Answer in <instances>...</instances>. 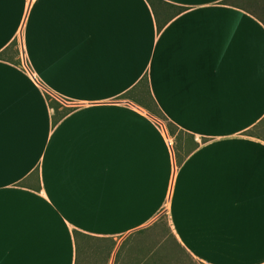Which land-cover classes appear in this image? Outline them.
<instances>
[{"label":"crops","instance_id":"1","mask_svg":"<svg viewBox=\"0 0 264 264\" xmlns=\"http://www.w3.org/2000/svg\"><path fill=\"white\" fill-rule=\"evenodd\" d=\"M162 1L0 0L2 264L126 263L162 214L192 264H264V21Z\"/></svg>","mask_w":264,"mask_h":264},{"label":"rangeland","instance_id":"2","mask_svg":"<svg viewBox=\"0 0 264 264\" xmlns=\"http://www.w3.org/2000/svg\"><path fill=\"white\" fill-rule=\"evenodd\" d=\"M237 2L256 13L259 17L264 16L262 6L264 0H237ZM19 45L21 43L16 41L12 46L11 52L15 55L19 52ZM255 131L264 137V122ZM155 224L153 229L144 233H136L130 239L139 249V257L137 256L135 260L132 258L126 260L125 263L119 256L116 259V264H190L188 258L182 254V251L169 233L165 215L162 214ZM110 245V240L106 242L86 240V244L83 247L90 248L92 264H106V259L110 254Z\"/></svg>","mask_w":264,"mask_h":264},{"label":"trees","instance_id":"3","mask_svg":"<svg viewBox=\"0 0 264 264\" xmlns=\"http://www.w3.org/2000/svg\"><path fill=\"white\" fill-rule=\"evenodd\" d=\"M148 2L150 3V4H154V2H161V3H164L162 0H148ZM262 6H263V10H264V2H263V4H262ZM172 7H175V6H172ZM183 8H181V7H175V9H174V14L175 13H178V12H180L181 10H182ZM250 12L252 13V14H254V15H256V13H254V12H252L251 10H250ZM256 16H258V15H256ZM259 17V16H258ZM260 19H261V17H259ZM263 20V19H262ZM264 21V20H263ZM15 44V42L14 43H12L11 45H10V51H11V49H12V46ZM8 51V49L6 50V52ZM3 54L4 53H2V54H0V56L2 55L3 56ZM144 82L146 83V79L144 80ZM48 98L50 99V103L57 109L58 107H59V104H58V102H56L55 100H51V97L48 95ZM71 110V108H68V107H65V108H63L62 110H61V112H59V114H60V116H63V115H65V114H67L69 111ZM160 118L161 119H163V120H165V117H164V115L160 112ZM263 123V122H262ZM166 126L168 127V130H169V132H170V134L171 135H173V136H178V135H180L181 133H182V131L181 130H179V128L176 126V125H174L173 123H171V122H166ZM197 145V143L196 142H193V146L195 147Z\"/></svg>","mask_w":264,"mask_h":264},{"label":"snow or ice","instance_id":"4","mask_svg":"<svg viewBox=\"0 0 264 264\" xmlns=\"http://www.w3.org/2000/svg\"><path fill=\"white\" fill-rule=\"evenodd\" d=\"M261 19H264V16H261ZM177 147H179V145H177ZM173 152H176V149H173ZM36 185L37 187H39V180L37 179L36 181ZM73 231H75V229H73ZM22 240H24V242H27V240L24 237H21ZM4 240H5V231H4V209L2 206V203H0V250L3 249V245H4ZM0 264H2V261H0ZM191 264V262H190Z\"/></svg>","mask_w":264,"mask_h":264},{"label":"built area","instance_id":"5","mask_svg":"<svg viewBox=\"0 0 264 264\" xmlns=\"http://www.w3.org/2000/svg\"><path fill=\"white\" fill-rule=\"evenodd\" d=\"M20 60H21V65L23 67H25V68L29 67L28 60H27V58H26V56H25V54L23 52H21Z\"/></svg>","mask_w":264,"mask_h":264}]
</instances>
